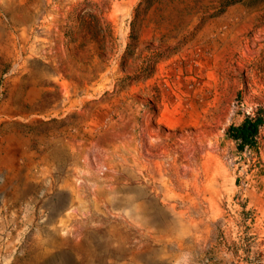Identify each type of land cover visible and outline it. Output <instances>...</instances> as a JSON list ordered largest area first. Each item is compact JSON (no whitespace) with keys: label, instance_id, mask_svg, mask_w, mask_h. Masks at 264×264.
<instances>
[{"label":"rangeland","instance_id":"obj_1","mask_svg":"<svg viewBox=\"0 0 264 264\" xmlns=\"http://www.w3.org/2000/svg\"><path fill=\"white\" fill-rule=\"evenodd\" d=\"M257 113L264 0H0V264H264Z\"/></svg>","mask_w":264,"mask_h":264},{"label":"trees","instance_id":"obj_2","mask_svg":"<svg viewBox=\"0 0 264 264\" xmlns=\"http://www.w3.org/2000/svg\"><path fill=\"white\" fill-rule=\"evenodd\" d=\"M151 5L153 0H145ZM94 18L92 32L97 38L100 34V21L94 14H89ZM264 128V115L257 113L254 117L248 116L238 126H231L228 130V136L237 144V149L244 152L246 149L256 150L258 141L261 138L262 129Z\"/></svg>","mask_w":264,"mask_h":264}]
</instances>
